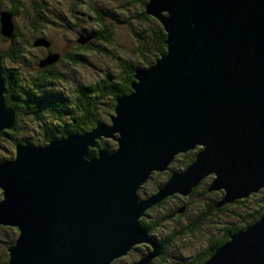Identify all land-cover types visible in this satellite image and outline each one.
Instances as JSON below:
<instances>
[{"label": "water", "instance_id": "95a60500", "mask_svg": "<svg viewBox=\"0 0 264 264\" xmlns=\"http://www.w3.org/2000/svg\"><path fill=\"white\" fill-rule=\"evenodd\" d=\"M143 9L160 24L165 49L133 70L108 123L43 146L16 143L0 163V226L17 231L5 264H109L142 243L151 250L132 264H147L160 254L137 226L149 206L187 195L208 175L206 192H222L213 208L264 188V0H145ZM13 30L1 11L0 36ZM55 60L49 54L38 66ZM5 93L0 78V132L14 123ZM101 138L115 148L90 155ZM194 147L184 169L138 200L151 173ZM202 264H264V214Z\"/></svg>", "mask_w": 264, "mask_h": 264}, {"label": "rangeland", "instance_id": "374dc122", "mask_svg": "<svg viewBox=\"0 0 264 264\" xmlns=\"http://www.w3.org/2000/svg\"><path fill=\"white\" fill-rule=\"evenodd\" d=\"M127 1L128 0H22L24 11H19L11 17L13 28L20 34V38H23L24 40L35 39L40 36V33L37 31L34 32L31 28H28V25L30 26L29 20H33V14L37 10L34 5L38 4V6L42 7L39 15H42L47 19V21L44 22L47 24L43 26L44 37L52 43L53 48L56 47L60 50L67 49L65 43H62L60 40H63L64 37L66 39L72 38L77 32V29H81L83 25L86 24V37L90 36L91 44H93L94 47L105 51V53H102L87 50L86 55H78L76 57L78 61L75 63L63 66L57 65L55 67L57 70L63 72V78L54 80L53 84H47L45 85L47 87L42 88L46 90L50 86L53 89L52 92L55 91L58 95L60 94V96L66 100V102L60 103V106L65 107V110H67L69 105L68 103L70 100L68 99V92L71 88L76 85H83V83L86 82L95 81L100 76L106 75L111 78L109 75L115 74L118 71L119 68L114 61L115 58L120 57L121 59L130 60L139 68L146 67L145 62L147 65L153 62L154 58L152 59L150 56L154 55L146 54L145 56H141L134 50L136 40H143L142 37L146 36V30L148 29L147 27L151 25V21L148 23L140 21L139 17L136 16L140 11V6L129 4L126 8L125 4ZM82 3H86V17L83 15L85 8ZM0 8L5 9L3 4H1ZM26 12H28V15H26ZM95 12L100 13L98 15L101 18L102 25L107 26L111 31L109 43L98 42V38L95 37L94 32L98 29L96 26L97 21L95 17L97 15ZM65 26L67 28H69V26H75L74 32L66 29L69 34L66 36L63 35L62 30ZM7 40L8 39L0 37L1 48L8 47V45L11 44ZM30 52V55L19 56L15 62L7 64V66L15 68L19 72V80L22 89L30 87L28 81L24 79L22 72H30L33 69H36V65H33V57L34 54L37 57L39 56L38 50L32 49ZM105 107L106 106L103 108ZM102 112L104 113L105 110L102 109ZM42 113L45 114L44 112ZM63 115L65 114L63 113ZM25 116L26 114H17V124L19 127L18 129L20 130L19 135L13 137L9 136L6 132L1 134L0 155L5 153L9 158H12L13 149L10 145L12 138L15 140L17 137L30 136L32 139H37L38 128L36 125L40 120L29 117L27 119L32 120L29 121ZM40 117L43 120L45 119L42 116ZM100 123L105 124L106 122ZM158 180L159 178L152 175L142 189H140L141 192L139 193L142 194V196L143 194H148L152 190L151 186H154ZM259 201L264 203V198H254L249 202H246V207L249 209L244 210L241 206L229 208L227 210L228 213L216 214L214 216L216 219L214 220H224V223L228 224V221L231 220V215L229 214L234 213L235 219L231 220L229 223L235 222V224H238L241 219L236 218V216L239 214L243 217L247 212L253 210L254 206H256L255 208L261 209L258 206ZM200 212L201 210H199L198 207L190 205L185 212V215L181 218L182 220L177 221L176 223L172 221L163 222L159 232H172L177 226L187 222L194 216H198ZM211 221L212 219L201 220L197 225L199 231L197 233L196 231L193 232V235L191 236L184 233L175 235L174 241L166 251L165 260L163 262H155L154 264H168V261H180V258H178L180 256H183L182 259H188L190 255L194 254L193 252L197 253L199 247L205 246L206 241L209 240L208 238L219 235V232L211 224ZM15 236L16 233L13 232L10 227L0 226V261L3 260L4 246L8 242H11ZM134 255L135 253L133 256Z\"/></svg>", "mask_w": 264, "mask_h": 264}, {"label": "trees", "instance_id": "16d2710c", "mask_svg": "<svg viewBox=\"0 0 264 264\" xmlns=\"http://www.w3.org/2000/svg\"><path fill=\"white\" fill-rule=\"evenodd\" d=\"M144 3H145V0H128L125 6L127 8L129 4L139 5L140 11L136 14V16L139 17L140 21L142 22L148 23L151 21V25L147 27L148 29L146 30L147 31L146 36L142 37L143 40L142 41L136 40L134 50L137 51V53L140 54L141 56H145L146 54L154 55L150 57L152 59L154 58L155 60L161 53L164 52V49H165V46L162 43L164 39V32L160 24L155 19L144 14V9H143ZM1 4L4 5L5 9L0 8V12L6 11L11 15V17H13L19 11H24L22 0H0V7H1ZM82 4L86 11V3H82ZM34 6L37 10L33 14L34 16L33 20L31 21L29 20L30 26L28 25V28H31L34 32L37 31L40 33L41 31L43 32L44 25L38 26L36 24L42 21L39 17V12L42 8L38 6V4ZM95 13L97 15L95 17L97 21L96 26L98 27V29H96V31L94 32L95 37L98 38L97 39L98 42L109 43L111 31L107 26L102 25L101 18L98 15L100 13L99 12H95ZM26 15H28V12H26ZM7 39H8L7 41L10 42L11 44H9L8 47H5V48L0 47V78L3 81V87L6 91V93L3 96L5 100V105L6 107H9L13 111L16 117L17 112L23 109L24 106H28L30 108L29 103L27 102V99H30L32 101V97L34 96L39 97V99H42V97L36 94L23 95V93H25V89H22L21 87V84L19 81L20 77H18L14 68L7 66L8 63L15 62V60L19 56L26 55L25 52L21 51L22 49L25 50L27 48L26 40L24 41L23 38H20V34L15 29L13 30L11 36ZM12 44L13 45L18 44V45H16L17 46L16 47V46H13ZM87 48H88L87 50H93L94 52L105 53L104 50L94 47L93 44L88 45ZM113 59H114V56H113ZM114 61L116 62V65L119 69L115 74L109 75L111 78H109L106 75L100 76L95 81L86 82V83H83V85L75 86L74 93L76 97L75 96L74 97L78 98L76 102L74 101V98L72 97V95L68 92V99L72 102V108L74 111V114H72V119L74 121H71L69 124L60 122L59 127L57 128V131H56V128L53 129L49 124H46L45 126L40 125L42 126L41 128H43L44 134L43 136L41 135V137H39L38 140H36L37 144H44L51 139L62 138L66 136L67 134H79V133L87 132L92 127H94L96 124L100 122H106V123L108 122L109 116L112 115L113 113L112 108L114 105V99L118 96L127 94L130 91L129 82L132 80L133 70L135 68H139L132 61L121 59L120 57L115 58ZM145 66H147L146 62H145ZM54 75H56V73ZM25 77L28 79V80L26 79V81H29L31 83L32 81L37 82V83L41 82L44 78H47V77H49L50 79V81H48L49 83L51 82L53 83L54 80L61 79L58 77L57 79H54V77H51L50 75L41 76L39 78L36 77L34 79L29 77L28 75H26ZM31 83H29L30 86H32ZM46 90L52 91L53 89L49 86ZM53 93L56 94V98L51 97V99L53 100L52 103H54V105H52L53 110L51 111L56 112V109H59L60 107V103H64L66 101L64 100L63 97L58 95L55 91ZM50 101L48 100L49 103H51ZM77 102L80 104L81 107L78 106ZM39 104H43V102ZM104 106L106 107L103 108ZM102 109L105 110L104 113L102 112ZM16 121L18 120L16 119L13 126L11 127L13 133L10 135V133L6 132L9 136L14 137V136L19 135L20 130L18 129L19 127ZM1 134L3 133L1 132L0 136ZM19 138L21 137H17L15 138V140L12 138L10 141V145L13 147V144H15V142H17ZM101 139L102 140L95 141V146L93 148L88 149L90 155H94L98 148H105L108 150L115 148V142L113 140L108 139V138L107 139L101 138ZM196 149H199V148L194 147L192 150H188L184 153H179L176 156H174L175 159L168 164L164 172H153L152 174L156 176L157 178H159V180L156 182H160L161 180H164L169 173L179 171L180 169H182L183 165L189 164L194 159V152L196 151ZM8 159L10 158L8 157L7 154L4 153L3 155H0V163ZM163 173H165V175ZM144 185L145 184H142V186ZM151 187H153V185ZM191 189L192 190L190 191L193 192L194 191L193 189L195 188L193 187ZM188 196H190V192ZM188 196H186L185 197L186 199H183L182 201L188 204L189 206L194 205L195 207H198V209L201 210L200 219L201 220L212 219L211 224L219 232L218 236H212L208 238L211 240V243H209V245H205V247H209L210 248L209 251L203 254L205 252V247H204L202 251L203 253L200 254L199 257L195 258V260L198 258L196 261L199 260L198 262H202V263L218 246H220L221 244H223L224 242L228 240L229 235L246 228L252 222H254L259 216L264 214V211H263L264 203L259 201L258 206L262 210L255 208L256 206H254V209L247 212L243 217L238 214L236 218L241 219V221H239L240 223L238 224H235V222L229 223L231 220L235 219L234 213L229 214L231 215L230 216L231 220L228 221V224H225L224 220L222 221L214 220L216 219L214 217L216 214L226 213L229 208H232L235 206H241L243 207L244 210L249 209L246 207V202H249L251 199H254V198H261V199L264 198V188H261L257 190L256 192L250 193L246 197L235 199L229 203H225L216 208H213V206L217 202H219L222 197V192L219 190H212V191L206 192V190L203 189L201 196L195 199H188L187 198ZM207 200L211 201V205L209 208L205 206V204L207 203ZM157 210L159 212H162L163 208H157ZM145 211L147 215L153 214V212H148L147 210ZM182 217L183 216H179V215L175 216L177 221L182 220L181 219ZM151 222L152 221L146 220L142 216L137 219V225L139 228H141V230L144 229L146 226L149 227L150 225L152 228L153 225L151 224ZM197 225H198V221L196 220L191 221L188 224H186V222L182 223L177 233L179 234L184 233V234L191 236L193 235V232L196 231L197 233L199 231ZM11 229L13 232L17 234V231L15 228H11ZM168 238L172 239V236ZM13 240L11 242H8L4 246L3 260L0 261V264L6 263V259H7L6 248L7 246L12 244Z\"/></svg>", "mask_w": 264, "mask_h": 264}, {"label": "flooded vegetation", "instance_id": "af4514ba", "mask_svg": "<svg viewBox=\"0 0 264 264\" xmlns=\"http://www.w3.org/2000/svg\"><path fill=\"white\" fill-rule=\"evenodd\" d=\"M83 15L86 17V11L85 10H84ZM39 17H40V19L42 21L39 22L36 25L39 26V25L47 24V23H44V22L47 21V19H45L44 16L39 15ZM66 29H68L69 31H73L74 32L75 26H72V27L69 26V28H67L65 26V28L62 30V33L65 36L67 34H69V32ZM44 36L45 35L41 31L40 32V36H38L37 38L45 39ZM87 38L88 39L86 41V24H85V25H83V27L81 29H77V32L74 34V36L72 38L66 39L64 37L63 40L58 39L62 43H65V46L67 48L65 50H60V49H57L56 47L53 48L52 43L49 40H47V39H45L48 42V46L47 47L32 46L31 43H32V41L34 39L26 40V43H27L26 45H27L28 48H26L25 50L22 49L21 51L25 52L26 55L28 56V54L29 55L31 54L30 51L32 49L33 50H38L39 56L37 57L34 54V57H33L34 58L33 59V65H36V69H33L30 72H28V71L22 72V75H23L24 79L25 80L27 79L25 77L26 75H28L32 79H34L36 77L39 78L41 76H49V75L51 77H54V79H57V77L62 79L63 78V75H62L63 72L57 70L55 67L57 65L63 66V65L73 64L76 61H78V59L76 58L78 55L79 56L86 55V50L88 49L87 46L91 44L90 36L87 37ZM79 39H84L83 43H79L78 42ZM16 45H18V44H16ZM16 45H13V46H16ZM49 54H55L56 55V60L54 62H52L51 64H49V65H45L43 67H39L38 66V62L41 61L42 59H44ZM79 58H81V57H79ZM14 70L16 71L18 77H20L19 72L15 68H14ZM53 73L54 74L56 73V75H54ZM48 81H50L49 77L44 78L41 82H38V83L34 82V81H32V83H31V82L28 81V83H31L32 86L27 87L25 89V93H23V95L36 94V95L42 97V99H39V97H35V96L32 97V101L30 99H27V102L29 103L30 108L28 106H24V108L19 110L17 112V114H26V116H25L26 119L30 117L32 119H39L40 120V121L37 122V125H36L37 128H38L37 129L38 137H37V139H32V137H30V136H23V137L19 138L18 141L15 142V144L16 143H22V142H28V143L33 144V145H41V146H43L47 142L44 143V144H37L36 143V140H38V138L41 137V135L43 136V134H44L43 128H41L42 126H40V125L45 126L46 124H49L53 129L56 128V131H57V128L59 127V123L60 122H64L65 124H69L71 121H74L72 119V114H74V111H73V108H72V102L71 101H69V103H68L69 105H68L67 110H65V108L60 106L59 109H56V112L51 111V110H53L52 105H54V103H52L53 100L51 99V97L52 98H56V94H54L52 91L44 90L42 88V87H47V86H45L47 84H53L52 82L49 83ZM74 89H75V87L71 88L69 93L72 95V97L74 98V101L76 102L78 100V98H75L76 96H75V93H74ZM58 98H59V96H58ZM48 100L49 101L51 100L50 101L51 103H49ZM4 102H5V100H4ZM41 102H43V104H39ZM77 104H78L79 107H81L78 102H77ZM41 111L44 112L45 114H43ZM63 113L65 115H63ZM17 114H16V117H15V114L13 113L14 122L17 119ZM40 116L44 117L45 119L44 120L41 119ZM27 120H29V119H27ZM29 121H32V120H29ZM5 132H8L10 134L13 133L12 128L7 130V131L6 130L2 131V133H5ZM51 140H53V139H51ZM99 140H102V139H99ZM15 144H13V146ZM12 149H13V147H12ZM198 150L199 149H196L194 154ZM174 159L175 158L173 157L172 161ZM187 165H183L182 169H184ZM182 169H180L179 171H181ZM179 171H175V172H179ZM162 172H164V171H162ZM163 174L165 175V173H163ZM170 174L171 173H169L164 180H161L160 182H156L154 184V186L152 187V190L148 194H143V196H142V194L139 193V192H141L140 189H142V187H143L141 185L138 188V190H137L138 200L139 201L145 200L148 197H150L151 195H153L157 191L159 186L167 179V177ZM152 175L153 174L151 173V175L148 177V179L150 177H152ZM148 179L143 184H145L148 181ZM211 180H212V175H208L206 177H203L197 183V185L194 187L195 188V189H193L194 191L193 192L190 191V196H188L189 193L187 195H180V194L174 193V194H172L170 196H167V197L161 199L159 202L149 206L145 210H147L148 212H153L152 215H147L146 211L145 210H144L145 212L143 211L141 216L144 217L146 220L152 221L151 224L153 225V227L151 228V225L149 227L146 226L142 230L146 233L147 237L150 239V242L153 245L157 246L159 248V250H160V254L157 257L151 259L148 264H153L154 262H163L165 260V254H166V251H167L168 247L174 241L175 235L179 234V233H177V231L180 228V226H177V228L174 229L172 232L171 231L159 232V230H161L160 227H162V223L166 222V221H172V222L176 223L177 222V219L175 218L176 215L184 216L189 205L186 204L185 202H183L182 200L186 199L185 198L186 196H188L187 197L188 199H195L197 197H200L201 193H202V190L203 189H205V190L207 189V186L209 185ZM213 204H214V202H213ZM210 205H211V201L207 200V203L205 204V206L207 208H209ZM157 208H163V211L159 212L157 210ZM200 216H201V214H198V216H194L193 218L188 220L186 222V224H188V223H190L191 221H194V220L198 221V223H199L201 221ZM170 236H172V239L168 238ZM209 243H211L210 239L206 241L205 245H209ZM204 247L205 246L199 247V251L197 253L193 252L194 254L191 253L192 255H190V257L188 259L187 258L182 259L183 256H180V257H178V258H180V261H175V262H169L168 261V264H202V262H198L199 260L196 261L198 258L196 260H195V258L199 257V255L203 253L202 251H203ZM209 249H210L209 247H205V252L203 254L207 253L209 251ZM150 250L151 249H150V247L147 244H145V243L138 244L136 246H133L125 255L112 260L109 264H132L135 261H137L139 258L144 256L145 254H147ZM134 253H135V255L133 256Z\"/></svg>", "mask_w": 264, "mask_h": 264}, {"label": "bare ground", "instance_id": "6f19581e", "mask_svg": "<svg viewBox=\"0 0 264 264\" xmlns=\"http://www.w3.org/2000/svg\"><path fill=\"white\" fill-rule=\"evenodd\" d=\"M4 96V95H3ZM4 98V97H3ZM143 231V230H142ZM146 234V233H145Z\"/></svg>", "mask_w": 264, "mask_h": 264}]
</instances>
